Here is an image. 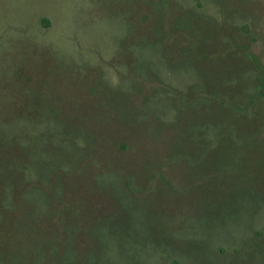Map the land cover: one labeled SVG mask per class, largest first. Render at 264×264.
I'll use <instances>...</instances> for the list:
<instances>
[{
  "label": "rangeland",
  "instance_id": "1",
  "mask_svg": "<svg viewBox=\"0 0 264 264\" xmlns=\"http://www.w3.org/2000/svg\"><path fill=\"white\" fill-rule=\"evenodd\" d=\"M0 129V264H264V0H0Z\"/></svg>",
  "mask_w": 264,
  "mask_h": 264
},
{
  "label": "trees",
  "instance_id": "2",
  "mask_svg": "<svg viewBox=\"0 0 264 264\" xmlns=\"http://www.w3.org/2000/svg\"><path fill=\"white\" fill-rule=\"evenodd\" d=\"M65 129V127H64ZM0 130H7V129H0ZM71 132V131H70ZM73 133V132H71ZM78 134V133H75ZM4 159V158H3ZM12 162L9 164H1L0 165V177H3V180H5L4 187L0 185V205H8L13 196V188L14 183L13 179H16L17 174H20L22 179L28 178L30 175H32L34 172L40 173L39 170H43V174H48L49 166L45 165L42 167H27L23 165L25 162L23 156H15L12 157ZM31 198L35 200L37 203H39L41 200L39 199V195H37L36 191H30Z\"/></svg>",
  "mask_w": 264,
  "mask_h": 264
}]
</instances>
